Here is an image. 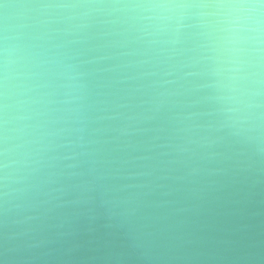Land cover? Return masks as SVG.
I'll return each mask as SVG.
<instances>
[{"label":"clouds","instance_id":"1","mask_svg":"<svg viewBox=\"0 0 264 264\" xmlns=\"http://www.w3.org/2000/svg\"><path fill=\"white\" fill-rule=\"evenodd\" d=\"M0 264H264V0H0Z\"/></svg>","mask_w":264,"mask_h":264}]
</instances>
